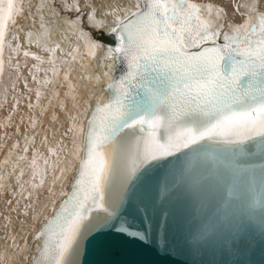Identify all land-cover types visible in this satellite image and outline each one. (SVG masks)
Wrapping results in <instances>:
<instances>
[{"label": "snow or ice", "instance_id": "1", "mask_svg": "<svg viewBox=\"0 0 264 264\" xmlns=\"http://www.w3.org/2000/svg\"><path fill=\"white\" fill-rule=\"evenodd\" d=\"M130 2L132 6H122L119 0L109 3V10L103 12L104 17L112 18L111 25H107L97 19L98 10L91 0L83 4V8L90 10L87 13L82 11L79 0H64V8L77 14L65 23L83 41L85 56L97 61L101 95L93 98L94 103L86 101L82 113L68 115L70 126L65 135L71 134L72 147L69 149L63 141H58L56 148L48 146L49 156L56 158L54 162L50 163L35 149L28 160L35 137L27 134L23 136L24 155L17 153L20 144L16 142L0 162V169L10 168L7 174L0 171V193L12 187L6 183L9 176H16L18 188L11 192L12 199L5 200L9 206V214L3 216L5 228L11 226L13 212L32 221L43 216L33 233L39 246L31 264H87L93 245L120 240L150 243L147 229L132 230L121 209L129 190L156 179L165 167L164 162L172 157L195 155L208 149L243 152L250 144L264 151V12L258 11L257 4L237 6V12L239 7L248 8L246 17L242 23H230L225 8L211 3ZM20 15L22 0H0V83L6 69L11 68L16 80H23L24 88L35 94V103L27 98L29 113L39 109L43 115L48 107L41 105L42 87L53 86L49 106L60 96L55 90L61 82V69L56 64L60 46L45 49L49 53L47 61L30 51L22 52L25 58L37 62L29 69L37 87H29L28 80L21 75L20 64L12 63L21 55L22 46L8 41L9 28L15 26ZM85 17L88 26L104 36L105 42L84 30ZM99 49H103L101 58H97ZM79 52V47L73 48L68 53L71 61H63L69 67L63 71L61 86L67 87L65 97L72 100L74 109H78L79 94L70 80V65ZM107 60H114L120 68L118 76L104 71ZM46 62L51 67L44 70L40 79V65ZM80 66L85 67L83 63ZM12 91H16L15 80ZM7 92L5 88V104ZM23 98L12 97V114L0 123V128L11 126ZM59 107L67 111L63 101ZM25 118L29 128L36 129V116H21L20 123ZM52 120H57L55 113ZM16 133L20 134L19 127ZM43 143L48 145L47 136ZM65 152L67 156L62 157L60 154ZM26 160L28 181L23 180L25 170L21 163ZM49 168L53 184L65 179L66 172L74 173L71 191H61L63 199L58 206L53 205L50 216L38 214L33 203L34 197L39 202L38 193L45 187ZM57 170L59 175H55ZM261 176L264 177V171ZM48 195H56L52 187L48 188ZM20 223L23 227L24 221ZM9 239L15 244V236ZM157 250L161 254L167 251L166 246L160 248L158 244Z\"/></svg>", "mask_w": 264, "mask_h": 264}, {"label": "water", "instance_id": "2", "mask_svg": "<svg viewBox=\"0 0 264 264\" xmlns=\"http://www.w3.org/2000/svg\"><path fill=\"white\" fill-rule=\"evenodd\" d=\"M96 39L106 40L101 34ZM102 55L103 49L97 58ZM112 63L118 76L120 68ZM164 164L156 179L129 190L121 209L132 230L147 229L150 243L93 245L87 264H264V151L253 144L243 152L208 149ZM42 221L27 236L24 264L37 255L33 233ZM157 244L166 246V254Z\"/></svg>", "mask_w": 264, "mask_h": 264}, {"label": "bare ground", "instance_id": "3", "mask_svg": "<svg viewBox=\"0 0 264 264\" xmlns=\"http://www.w3.org/2000/svg\"><path fill=\"white\" fill-rule=\"evenodd\" d=\"M71 3L72 0H67ZM82 6V11L87 13L89 9L83 8L85 0H79ZM94 6L98 10L97 19H102L107 25H111L112 18L104 17L103 12L109 10L107 5L109 3H115L116 0H91ZM196 3L208 4L211 3L215 6H222L227 12V22L230 23H242L248 12L247 7H239V12L236 11L237 6L241 5H251L256 3L258 6V11L264 12V0H194ZM122 6H132L130 0H119ZM64 0H22V15L16 17V24L9 28L8 41L15 46L20 43L22 46L21 55L18 58L12 60L13 64L19 63L21 66V75L28 80L29 87L35 88L32 82L31 76L29 75V69L36 61L32 60L31 57L25 58L22 55L23 51H30L36 55L41 56L45 61L49 58V53L45 51L46 48H53L55 45H59V50L56 53V64L61 69V82L55 86V90L60 93L58 100H53L52 104L49 106L48 101L51 99V91L53 86L49 85L47 87H42L43 96L41 98V105L48 107V112L43 115L40 114L39 109H35L32 113L26 107L28 102V97H31V101L35 103V94L29 93L23 86V80H16V74L11 68H7L5 75L3 77V83H0V123L6 122V118L12 114V97L22 96L21 104L18 111L13 114L12 122L10 127L0 128V162L8 155L11 150L13 143L19 142L20 149L17 150L19 155H24L22 149L24 146L23 136L27 134L30 138L35 137V144L30 145V151L28 153V160H31L32 149L37 150L42 156L47 157L49 162L55 161V157L49 156L48 146L53 148L57 147L58 141H63L64 144L70 149L71 144V134H67L66 130L70 126V121L68 115H77L82 113L86 107L85 102L93 101L94 97H99L101 95L102 84L97 80L99 75L95 68L94 60H89L85 56V49L83 47V41L79 40L77 36L72 34L65 20H74L76 18L75 12H68L64 6ZM55 9V11H53ZM86 17L83 18L82 27L85 31L92 33L93 37L97 38L100 33L95 32L90 27H85L84 24ZM88 25V24H87ZM31 33V36L28 34ZM19 37V40L16 38ZM95 38V39H96ZM99 40V39H98ZM79 47L80 52L77 53L76 61L71 63V82L76 86L79 94V105L78 109H74L72 106V100L65 97V93L68 91L67 87H62L63 83L62 75L63 71L69 67L68 64H64L63 61H71V57L68 55L73 48ZM101 52V49L97 51V55ZM7 56V53H6ZM81 63L85 65L81 68ZM42 71L38 74L40 79H43L45 71L51 67L47 62L40 65ZM104 71H108L112 74L113 63L112 60L104 61ZM47 75L51 77V73L48 72ZM11 77V78H10ZM16 82V91H12V82ZM94 85V87H93ZM7 88V103H4V89ZM63 101L66 105L67 111H62L59 107V102ZM55 113L57 120L53 122L52 114ZM35 115L38 120V125L36 129L32 130L29 128V122L25 118L24 123H20L21 116L27 117L28 115ZM20 128V134L16 133V128ZM48 137V145L43 143L44 137ZM62 157L67 156V152L60 154ZM13 162L16 160V155L12 156ZM28 160L21 162L24 166L25 175L23 177L24 181L30 179V172L28 168ZM40 165L43 167V161H39ZM75 163V162H73ZM4 171L5 174L10 171L9 169H0ZM72 172H66V178L63 180H58L53 184V173L49 168L47 169V178L45 187L38 193L39 202L35 201V211L43 213L44 215H49L53 205L57 203L63 197L60 195L61 191H67L68 179L70 178ZM55 175H59L57 170ZM7 184L12 187L6 188L2 193H0V264H24L30 243L27 241V236L31 234L36 228V224L43 220V216L37 221H32L30 217H24L18 213H10L12 224L10 227L5 228L6 221L3 216L9 214L7 212V206L5 200L12 199L11 192L18 191L16 185V176H9ZM52 187L53 191L56 193L55 196L48 195V188ZM24 201H21L23 204ZM12 206H15L14 204ZM20 221H24L23 227ZM10 236L16 237L15 244L9 239ZM25 240L27 244L25 246ZM23 248V252L20 249Z\"/></svg>", "mask_w": 264, "mask_h": 264}, {"label": "rangeland", "instance_id": "4", "mask_svg": "<svg viewBox=\"0 0 264 264\" xmlns=\"http://www.w3.org/2000/svg\"><path fill=\"white\" fill-rule=\"evenodd\" d=\"M84 26L87 27V28L89 27L86 22H85Z\"/></svg>", "mask_w": 264, "mask_h": 264}]
</instances>
